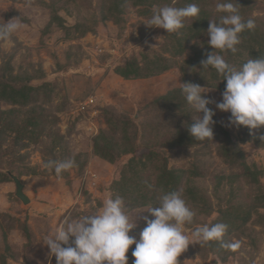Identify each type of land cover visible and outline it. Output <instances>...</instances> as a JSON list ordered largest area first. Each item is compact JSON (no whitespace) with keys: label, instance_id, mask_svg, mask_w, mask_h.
I'll return each instance as SVG.
<instances>
[{"label":"rangeland","instance_id":"1","mask_svg":"<svg viewBox=\"0 0 264 264\" xmlns=\"http://www.w3.org/2000/svg\"><path fill=\"white\" fill-rule=\"evenodd\" d=\"M48 1L34 0L30 4L27 0H0V24L14 17L22 23L18 32L0 40V69L4 60L12 54L9 68L13 74H24L23 70L38 72V76L42 77L31 80V83H49L53 87L49 103L38 100L33 103L35 105H15L20 108L16 119L19 122L27 118L29 107L37 108V115L41 116L45 127L37 143L31 141L26 147L14 152L11 142L14 131L10 130L5 145L0 147V174H8L11 179L0 183V264H56L55 256L48 255L50 250L43 244L41 237L65 215L76 218L92 214L109 196L114 198L119 195L128 207L132 206L127 211L133 218L137 216V227L130 234L139 238L141 229L146 226L142 217H154L146 209L136 212L159 205L157 198L156 206L135 203L133 198L142 192L154 193V188L163 190L160 176L164 164L166 170H187V174L181 176L180 184L185 200L196 213L194 222L185 226V233L190 239L196 227L210 224L216 218L220 207L224 209L230 202L236 203V198L251 203V198L264 192V145L244 142L245 130L241 126H223L221 122H227L230 113L216 109L214 104L209 106L215 110L218 123L228 132L229 139L242 149L247 166L259 171L258 185L246 184L242 174L246 175L247 172L242 169V161L239 159L237 163H229V160H234L231 153L220 149L219 143L224 140L225 131L214 132L211 141L203 142L208 147L197 155L194 145L190 143L172 149L162 144L167 141L163 142L162 138L166 132L172 136L176 130L185 132L186 123L190 121L176 110L168 111L163 102L158 101L159 97L177 88L181 90V83H185L182 68L187 69L186 77L193 76L191 65L186 60L194 57L198 51L202 52L201 43L209 37L206 33L199 37L185 35L182 29L179 34H168L163 28L145 23L151 18L154 8L165 4L184 7L189 4L187 0H151L150 8L141 3L128 6L120 22H114L111 18L104 21L97 18L95 33L86 31L80 37L75 34L66 36L64 29L58 27L55 21L49 30L46 29L51 14L43 3ZM204 1L206 9L209 11L211 8L210 16L213 19L219 0ZM59 2L62 7L58 12L65 26L70 27L82 21V18L77 17V9H81L88 20L86 24L90 25V8H97V0ZM245 2L248 3V0ZM241 12L261 25L258 34L264 32V0H255L252 10L246 8ZM191 21L193 18H188L185 24ZM182 41L183 51L177 53L174 50H181ZM167 48L172 49L169 52ZM213 51L215 49L211 46L209 52ZM243 52L239 58L242 63L250 58L251 53L247 49ZM145 57L161 58L168 63L169 68L159 73L150 66L151 73L155 74L144 78L124 79L116 73L117 66L131 60L142 63ZM193 67L201 74L197 76V80H200L204 75L201 64ZM206 77L210 81V73ZM221 94L214 92L206 95L219 102L222 100ZM10 107L0 101V109ZM107 117L112 118L111 124L118 125L111 126L107 123ZM125 122L128 125L125 126ZM151 124L155 125L150 129L148 125ZM148 130L150 137L143 135ZM54 131L63 136L69 151L66 154L54 147L60 145L48 136ZM101 131L118 143L119 150L122 146L125 148L124 133L129 137L135 135L134 150H121L112 161L102 158L94 150V141ZM140 139L145 141L139 143ZM69 158L75 161V165L60 176L45 167L49 160ZM192 170H197L198 176ZM11 174L21 180L29 202L23 203L16 197ZM214 174L230 180L223 181L216 192L210 178ZM149 184L153 185L151 190ZM232 193L236 194L230 199ZM202 194L208 199H202ZM208 200L212 206L210 216L203 212ZM198 201L201 205L197 209L191 206L195 202L198 204ZM261 212L264 214V208ZM252 214L250 222L240 226V229H245H242L240 238L232 237V241L238 242L240 246L225 261L206 251V247L199 250L198 243H191L178 257L180 264H264V219ZM252 227L255 232L251 231ZM128 253V264H133L135 258L130 251Z\"/></svg>","mask_w":264,"mask_h":264},{"label":"clouds","instance_id":"2","mask_svg":"<svg viewBox=\"0 0 264 264\" xmlns=\"http://www.w3.org/2000/svg\"><path fill=\"white\" fill-rule=\"evenodd\" d=\"M240 6L239 0H219L216 3L215 11L219 15L209 21L206 32L209 37L207 43L215 51L200 61L202 69H214L226 81L222 100L218 102L207 96L210 91L207 86L181 83L187 104L195 112V122L187 127L198 141H211L214 136L215 110L208 107L210 104L230 113L227 122H221L225 127L247 126L250 133L264 127V57L249 58L237 68L217 52L236 53L241 43L240 34L255 30V20L245 19L241 15ZM200 12L201 8L196 3L184 7L165 4L154 8L151 18L145 24L163 28L168 34H179L186 19L199 17ZM21 27V21L15 17L0 24V39L11 37ZM200 113L203 115L200 116ZM259 139L264 141V134ZM74 165L75 161L69 158L49 160L45 167L60 176ZM148 187L151 190L153 185L149 184ZM156 191L159 206L136 212L146 209L154 217H142L146 226L141 229L139 238L130 234L137 227V216L133 218L129 215L123 197L109 196L92 214L76 218L65 215L46 232L41 240L50 250L48 255L55 256L56 264H128L126 253L130 246L135 245L131 253L135 258L133 264H180L178 257L189 244L198 243L202 246L222 240L228 227L222 222L196 227L190 239L185 233V226L194 222L196 213L185 200L183 190ZM226 246L235 250L240 245L236 242Z\"/></svg>","mask_w":264,"mask_h":264},{"label":"trees","instance_id":"3","mask_svg":"<svg viewBox=\"0 0 264 264\" xmlns=\"http://www.w3.org/2000/svg\"><path fill=\"white\" fill-rule=\"evenodd\" d=\"M22 1V0H17ZM27 3L33 4L34 0H27ZM60 0H49L47 3H43L48 9L51 14V18L49 19V22L46 26V29L49 30L52 25V23L55 21L56 25L62 29H64L65 35L70 37L72 34H75L77 37L82 36L86 31H90L95 33L96 31V24H97V18H100L101 21L108 19H112L114 22H120L122 18V14L126 11L128 6L136 5L137 3H141L147 6V8H150L151 0H97V8L93 9L90 8V20L89 24H86L88 20H86L83 16V13L81 9H77L76 14L78 18H82V21H77L76 24L73 26H65L62 17L59 14V9L62 7L60 6ZM189 3H196L200 6L201 12L199 17L193 18L194 21H191L190 24H185L183 30V34L185 35H196L200 36L207 32V28L209 26V21L211 18V8H209V11L206 9V2L204 0H187ZM205 3V4H204ZM241 11L242 9H249L252 10L254 7L255 0H248V3L245 2V0H239ZM97 12V17H96ZM219 14H215L213 19H216V17ZM241 15L246 19L247 15H243L241 12ZM248 19V17H247ZM257 23V22H256ZM261 25L259 23L256 24V28L253 31H245L241 33V43L237 46V52H224L219 53L223 55L228 63L231 65L239 68L243 63L239 61V58L244 53L243 51L245 49L249 50V57L250 58H258L264 57V32L262 34H258L259 27ZM248 37V38H247ZM2 40V39H0ZM180 41V40H179ZM208 40H203L201 44L202 45V52H199L195 54L194 57L189 58V60H186V63L188 65H191V69L193 70L192 73L193 76H187L186 77V68H182L184 72V81L185 82H192L200 84L201 86H207L210 88V93H222L225 90V84L226 81L222 80L223 77L216 73L214 69H203L204 75L201 77L200 80H197V76L201 74L199 73L198 69L195 71L193 65L195 67L199 66L200 61L202 59H206L207 55L210 53L209 48L211 49V46L207 43ZM180 48L184 47V41L180 42ZM167 47V46H166ZM172 49V48H171ZM170 48H167L166 50L170 52ZM177 53H181L183 50L177 48ZM201 51V50H200ZM219 52V50H217ZM5 59V58H4ZM12 59V54H9V57L4 60L3 66L0 69V101L5 102L7 105H11L8 109H0V147L5 145L6 142V136L9 132L14 131V135L11 138V142H13V149L14 152H18L20 149L27 146L28 143L31 141H34L37 143L40 135L44 132V124L40 120L41 116H38L36 112V107H29V115L26 119H22L21 122L17 121V115L20 113L19 109L16 108L15 105H19V107H24L26 105H35L34 102L38 100H42L43 103H49L52 97L53 87L49 85V83H43V84H32L31 80L37 79L42 77V75L38 76V72H30L26 70L24 74H13L11 69L9 68V63ZM161 58L156 59H149L145 57V60L142 63L137 62L136 60H131L130 62H127L126 64L122 66H117L115 68V71L117 74H119L124 79H131V78H144L148 77L149 75L155 74L151 73V68L155 70L156 72L161 73L162 71H165L169 68L168 63L163 61ZM158 62H161L160 64ZM194 62V63H193ZM245 62V61H244ZM202 69V68H201ZM200 69V70H201ZM198 71V72H197ZM208 71V73H207ZM210 73V81L207 80ZM50 86V87H49ZM214 89H213V88ZM180 88H177L176 90H171L167 94L162 95L159 97V102H163L164 106H166V109H169L168 111H178L180 112L181 116L185 117V115L190 122L186 123L187 125L192 124L193 120V113H195L190 105L187 104V101L184 97L183 93ZM182 94V95H181ZM160 105V103H159ZM208 107H210L208 105ZM211 108V107H210ZM213 120L216 121V123L213 125V131L216 132L217 130L225 131L224 128L221 127V125L218 123V120L216 118V115H214ZM112 118L107 117V123L111 124ZM158 125H161V123L156 122ZM125 126L128 125L127 122L124 123ZM117 126V123H112L111 126ZM155 124L148 125V127L151 129V126ZM123 127V126H122ZM242 129L245 130V136H244V142L252 143L254 145L260 146L264 145V141H261L259 139V136L261 134H264V127H262L259 130H253L252 133H250L249 128L247 126H241ZM185 132H181L179 130L175 131V134L172 136L171 133L166 132L162 138L163 142L166 141L164 144L166 147L172 149L176 148L181 145H186L187 143H190L191 145H194L195 147V154L197 155L199 152L200 154L203 153L204 148H207L208 145L203 144L204 141H198L196 140L189 132L188 127ZM11 130V131H10ZM157 132V131H155ZM154 132V133H155ZM225 137L224 140L222 139V142H220V149L224 152L231 153L232 159L236 160H229V163H237V160L240 159L242 169L247 172V174H242L244 178H246V184H253L256 183L258 185L257 181V174L258 170L250 168L247 166V163L244 161V152L242 149L234 142H232L228 135L227 131H225ZM146 136L150 137L149 130L146 131ZM50 139L54 143H58L60 147L54 146L59 148L64 154H66L68 151V148L66 146V142L63 139V136L59 135L56 131H54L51 134H48ZM52 136V137H51ZM136 136L133 135L132 137H129L124 133V140L126 141L123 143L125 148L122 149L123 151H132L134 150V146L136 145ZM168 137V138H167ZM173 137V138H171ZM142 141H145V139H140L138 142L141 143ZM53 146V145H51ZM94 150L96 154L100 155L102 158L107 159L108 161H112L114 158V155H118L121 150H119L118 143L107 133L104 131H101V133L97 136V139L94 141ZM209 150V149H208ZM223 152V153H224ZM115 153V154H114ZM225 153V154H226ZM205 154H207L205 152ZM83 156V155H81ZM77 159V157H76ZM79 166L82 167V164L79 163ZM162 173L160 176L161 185L163 188V191H173V190H179L183 188L180 184V178L183 176V173L187 174V170H180L176 168H172L170 170L165 169V164L162 165ZM181 171V172H179ZM191 172L195 173L198 176L197 170H192ZM0 183H5L8 181H11L8 174H0ZM133 178V177H132ZM211 178V183L214 188V192L217 191L218 187L221 185L223 181L229 182L230 180L226 177H222L220 175L214 174ZM135 179V178H134ZM137 181L138 176H136ZM187 189V188H186ZM189 189V188H188ZM146 190V189H145ZM157 189L154 188L153 191L150 192H142L141 195L138 197H134L133 202L139 203V204H154L157 205L156 198L158 195ZM144 191V190H143ZM186 193V192H185ZM236 193H232L231 198L234 197ZM202 199L206 200L208 197H205V194H202ZM218 196V195H216ZM198 197V196H197ZM138 198H145L144 200H138ZM248 200V198H247ZM133 202L131 205H133ZM196 203V202H195ZM191 205L192 207H195L196 209L198 206L201 205V203L198 201V204ZM132 206L127 207L131 208ZM264 208V192H259L255 196V198H251V203H246L244 200H240L236 198V203H229V206L222 209L221 207L217 210L218 215L216 218L211 220L210 224L215 223H225L227 227V231L224 234V237L221 241H212L208 244L200 246L199 244V250L206 247L209 252H212L216 254L222 261H225L226 257L234 252V250L230 249L226 245L235 243L232 241V237L240 238V235L243 233L244 228L240 229V226H244L246 223L250 222V218L252 217V213L258 214L259 217H263L264 214L261 212V209ZM212 206L208 200L207 205L204 207L203 212L206 216H210L212 213ZM251 231H254V228H251ZM255 232V231H254ZM234 235V236H232ZM134 249L133 245L130 246L129 250L132 253V250ZM126 255H130V253H126ZM130 257V256H128Z\"/></svg>","mask_w":264,"mask_h":264},{"label":"water","instance_id":"4","mask_svg":"<svg viewBox=\"0 0 264 264\" xmlns=\"http://www.w3.org/2000/svg\"><path fill=\"white\" fill-rule=\"evenodd\" d=\"M11 178L15 184V195L18 197L23 203L29 202V198L23 192V184L21 180L14 174H11Z\"/></svg>","mask_w":264,"mask_h":264},{"label":"built area","instance_id":"5","mask_svg":"<svg viewBox=\"0 0 264 264\" xmlns=\"http://www.w3.org/2000/svg\"><path fill=\"white\" fill-rule=\"evenodd\" d=\"M88 101H90V102H93V100L92 99H89ZM87 103V102H86Z\"/></svg>","mask_w":264,"mask_h":264}]
</instances>
